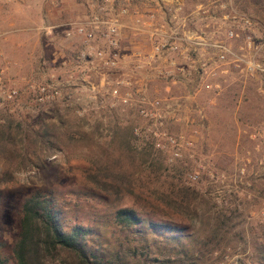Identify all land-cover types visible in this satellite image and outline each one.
Wrapping results in <instances>:
<instances>
[{
	"label": "rangeland",
	"instance_id": "obj_1",
	"mask_svg": "<svg viewBox=\"0 0 264 264\" xmlns=\"http://www.w3.org/2000/svg\"><path fill=\"white\" fill-rule=\"evenodd\" d=\"M109 21L115 48L102 37ZM8 119L28 160H15L0 185L9 264L19 206L34 190L54 196L67 225L108 242L114 209L140 202L160 219L142 198L99 196L84 183L82 171L105 162L151 173V190L162 191L165 176L202 194L188 220L172 218L194 231L185 255L128 237L122 250L137 255L123 264H264V0H0V123ZM43 127L58 134L59 150L34 147ZM212 211L229 219L216 237Z\"/></svg>",
	"mask_w": 264,
	"mask_h": 264
},
{
	"label": "trees",
	"instance_id": "obj_2",
	"mask_svg": "<svg viewBox=\"0 0 264 264\" xmlns=\"http://www.w3.org/2000/svg\"><path fill=\"white\" fill-rule=\"evenodd\" d=\"M19 126L12 119L0 123V154H7L4 157L6 168L0 175V185L12 180L9 168L15 160L19 159L16 164L20 166L28 164L19 148L15 147V138L22 132ZM57 136L51 129L43 127L32 134L31 141L40 152H54L63 146ZM65 137L66 140L71 138L69 134ZM151 162L150 159L147 165L151 166ZM114 168L115 165L106 162L96 168H86L82 171V179L99 196L142 198L143 202L150 204L151 210H158L160 219L145 213L140 202L134 203L132 207L114 209L108 215L112 226V239L108 242L101 239L103 235L93 227L80 223L67 225L54 196L44 190H34L23 198L19 206L17 234L11 249L12 263L123 264L125 257L137 255L135 246L122 250L123 241L128 240V237L136 238L141 246L148 240L159 242L168 258L185 255L183 238L193 237L194 231L185 223L177 224L172 218L177 216L188 220L192 206H195V202H201V192L196 190L195 185L182 182L178 185L172 182L171 177L165 176L161 184L162 191H154L151 189L156 179L151 177V173L133 176ZM139 205L141 209L137 208ZM212 212L210 234L216 237L229 219L219 211ZM0 264H9L1 253Z\"/></svg>",
	"mask_w": 264,
	"mask_h": 264
},
{
	"label": "built area",
	"instance_id": "obj_3",
	"mask_svg": "<svg viewBox=\"0 0 264 264\" xmlns=\"http://www.w3.org/2000/svg\"><path fill=\"white\" fill-rule=\"evenodd\" d=\"M107 25H109V27H107V31L105 34L102 35L103 38L107 39V43L109 46L115 48L116 47V41H114V39L109 38L114 32H115V24L111 23V21L106 23ZM75 30V34L80 38V39H84L85 42H87L90 37H91V32H87L85 30V28L82 25H77L76 27H74ZM86 38V39H85ZM96 56L100 57V53H96ZM256 68L258 67V65H254ZM41 94H44V90L41 89L40 90ZM47 96H45L46 98ZM53 96H48L47 99H51ZM39 100H42V97L39 98Z\"/></svg>",
	"mask_w": 264,
	"mask_h": 264
}]
</instances>
